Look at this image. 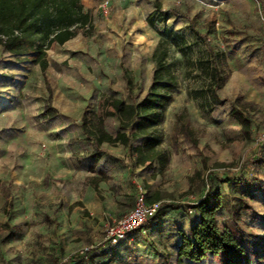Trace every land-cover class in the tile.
Instances as JSON below:
<instances>
[{"label": "rangeland", "instance_id": "obj_1", "mask_svg": "<svg viewBox=\"0 0 264 264\" xmlns=\"http://www.w3.org/2000/svg\"><path fill=\"white\" fill-rule=\"evenodd\" d=\"M98 1L101 5L104 0ZM128 1L120 7L140 22L136 28L124 25L128 32L118 35L122 41L102 32L76 53L65 45H53L45 74L39 66L3 54L0 47V264H176L181 235L189 232L199 214L184 207L174 210L170 204H196L209 191L208 183L212 189L220 188L234 206L231 222L264 236V151L258 153L264 141V0H159L175 19L158 27L183 34L193 45L194 60L201 50L213 48L228 78L220 91L222 101L212 112L204 110L202 100L191 93L203 79L195 77L196 72L189 75L182 54L171 49L180 88L159 125L162 146L175 151L172 130L183 110L198 132L199 144L180 138L179 152L163 173L156 166L136 174L135 193L122 194L119 200L111 183L96 191L90 184L92 175L77 160L79 152L57 154L64 150L61 143L51 156L34 155L46 149L33 125L40 124L37 119L47 104L63 113L68 99L89 97L91 105L101 104L102 97L110 94L131 103L125 73L136 84L133 97L142 98L148 89L160 36L153 27L156 32L145 38L134 35L131 40L129 34L151 27L144 16L155 7V0H141L140 12L133 5L138 0ZM238 98L252 105L247 111L253 124L251 141L243 138L239 122L229 116ZM62 119L73 126L81 122ZM107 127L117 129L112 119ZM74 129L63 132L62 138L58 135L66 148L68 135H82ZM248 158L255 161L245 166ZM240 177L244 181H222ZM139 187L148 198L161 193L157 223L130 234L118 246L102 248L109 226L134 208ZM228 216L225 211L220 223ZM202 264L218 262L209 258Z\"/></svg>", "mask_w": 264, "mask_h": 264}, {"label": "trees", "instance_id": "obj_2", "mask_svg": "<svg viewBox=\"0 0 264 264\" xmlns=\"http://www.w3.org/2000/svg\"><path fill=\"white\" fill-rule=\"evenodd\" d=\"M169 17V12L162 10V3L155 0V10L148 16L147 22L156 29L160 39L152 55L154 68L151 82L143 97L136 99L132 96L136 84L125 73L127 92L133 102L127 103L114 94L105 95L100 104L101 114L84 113L80 122L86 139L94 144L97 153L105 143L112 146L123 145L128 149L133 166L144 169L158 166L161 173L170 164L173 154L179 152L177 145L180 138L193 146L199 144L198 132L190 124L187 111L183 110L177 115L172 130L175 151L162 146L164 135L160 132L159 125L166 106L180 88L176 63L170 58L171 49L182 54L189 75L196 72L194 76L203 79V85L193 89L191 93L202 100L204 110L212 112L222 101L220 91L228 78L213 48L201 50L194 60L193 45L183 34L166 26L158 27V24L165 25ZM189 27L199 38L202 37L192 24ZM75 29L83 30L85 35H90L94 29L92 17L85 10L82 0H0V47L3 54L27 63L26 65L31 63L39 66L44 74L49 67L47 52L54 44L63 45L67 42ZM248 107L252 105L238 98L237 105L231 108L229 116L239 122L243 138L251 141L253 124L247 115ZM56 115L57 110L47 104L42 118ZM109 119L116 124L115 132L107 127ZM263 151L264 141L259 146L258 153L262 154ZM258 159L259 156L255 158ZM255 160L248 158L245 166L251 165ZM100 175L90 178V184L96 191L99 190V183L107 180V176ZM197 175L200 173L197 172ZM243 179L226 178L222 181H244ZM208 186L209 191L196 204H170L174 210L184 207L196 210L199 214L189 232L181 235L176 264H202L209 258L216 259L218 264H253L254 260L259 263L264 261V236H258L239 222H231L234 219V206L225 200L220 188L212 189L210 183ZM147 200L150 204H156L161 202L162 195L156 191ZM160 206L161 204L158 205L155 216L135 232L145 227L151 228L157 223ZM225 211L229 216L221 224L219 219ZM102 248H96L97 252Z\"/></svg>", "mask_w": 264, "mask_h": 264}, {"label": "crops", "instance_id": "obj_3", "mask_svg": "<svg viewBox=\"0 0 264 264\" xmlns=\"http://www.w3.org/2000/svg\"><path fill=\"white\" fill-rule=\"evenodd\" d=\"M140 1L141 0H138L133 4L136 7V10L139 12L140 9L142 10V4ZM128 2V0H112L113 12L109 15H104L100 9V1L82 0L85 10L88 11L92 17L94 25L93 32L90 35H85L83 30L75 29L71 32L70 39L67 42H65L63 45L57 43L54 45H65L68 51L76 53L81 51L85 47L86 43H91L93 38L102 32L113 34L118 39V41H122L118 38V35L121 36L123 32H128L127 28H124V25L125 27L132 25L133 28H136L140 22V19L137 16L130 19L129 16L125 14V11L122 10L121 7H123V5L127 4ZM160 2L162 3V1ZM154 10L155 7H152V9L144 16L146 21L148 16ZM162 10L164 12L172 13V11L166 10L163 4ZM169 19L175 18L170 15ZM148 32L156 31H154L152 27H149L145 30L132 29L129 34V39L132 40L134 35L145 38L148 36ZM117 43L118 45H121V42ZM68 101L64 105L65 108L63 113L58 111L57 108L53 106L57 110V115L55 117L43 119L42 114L45 108L41 111L40 118L37 119H40V124L38 125L35 123L33 128H36L39 131L40 137L45 141L44 143L46 149L42 153L34 155L51 156L52 151H55L57 145L61 143V145L64 146V150H62V153H60V150L56 149V152L59 156L66 155L68 152H70V154L79 152L81 156L77 160L83 165V170H88V173L91 174L92 177L101 176L100 174L107 176V180L101 181L99 183V188L102 187V184L111 183V187L114 190L113 194L117 195L119 200L122 194L131 195L135 193L133 179L139 171H144V168L135 167L131 164L128 149L123 145L112 146L108 143H105L102 145L101 151L97 153L95 151L94 144L86 139L81 127V123L77 124V126H73L71 125L72 122H70L68 119H66V121L62 119L63 117H73L77 119V121H81V117L84 113L100 114V104L96 103V105L93 103L91 105L89 102V97L81 98V100L68 99ZM73 129L81 130L82 135H68L66 141L68 148H66L59 137L62 138V133L65 131L68 134L73 132ZM45 176L46 174L43 173L42 178Z\"/></svg>", "mask_w": 264, "mask_h": 264}, {"label": "built area", "instance_id": "obj_4", "mask_svg": "<svg viewBox=\"0 0 264 264\" xmlns=\"http://www.w3.org/2000/svg\"><path fill=\"white\" fill-rule=\"evenodd\" d=\"M112 8L111 0H104L100 9L104 15H109ZM158 204H150L147 194L139 187L134 208L109 226L102 244L103 248L115 247L125 241L130 234L141 228L151 217L155 216Z\"/></svg>", "mask_w": 264, "mask_h": 264}]
</instances>
